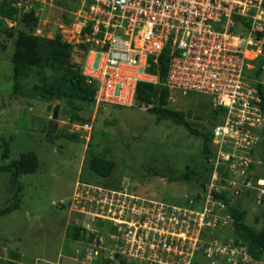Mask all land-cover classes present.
<instances>
[{
  "label": "rangeland",
  "instance_id": "rangeland-1",
  "mask_svg": "<svg viewBox=\"0 0 264 264\" xmlns=\"http://www.w3.org/2000/svg\"><path fill=\"white\" fill-rule=\"evenodd\" d=\"M74 1L46 0L50 4L43 6L40 0H30L32 9L38 13L32 28L19 19L22 13L19 9L12 18L15 23L11 28L1 18L0 165L17 158L22 151L34 150L39 167L33 173L19 176V208L9 212H2L11 203L9 173L0 169V262L233 264L225 254L206 253L209 243L245 248L244 243L231 236V217L227 214L221 217L218 213L209 216L212 219H207L200 229L194 221L176 224L171 238L165 237L171 243L164 248L159 243L158 251H147L141 257L120 253L122 238L128 230L120 212L125 195L183 207H189L192 202V207L201 209L205 203L202 189L212 139L210 155L205 159L200 136L149 112L147 106L136 101L128 106H116L94 99L91 102L64 98L59 99L53 117L56 99L48 95L46 88L62 75L63 69L58 65L43 62L33 66L20 77L13 91L11 54L19 30L37 34L42 43L59 33L70 44L69 62L78 67L83 52L76 42L71 21L63 26L59 24L62 13L75 7ZM40 7L44 9L40 11ZM38 24L43 33H36ZM44 50L41 46L43 55ZM209 100L199 94L183 96L170 88L167 107L181 110L192 127L208 133L213 123ZM73 112L78 119L73 118ZM9 136H12L9 157L2 161L1 138ZM259 147L256 157L259 161L253 169L264 175V142ZM93 155L113 160L107 176L90 169L88 162ZM258 193L249 190L241 192L239 197L229 193V204L239 202L246 212L244 221L255 228L264 227V196ZM12 254L17 255L12 257ZM234 260L236 264H250L244 263L240 256ZM255 264H264V250Z\"/></svg>",
  "mask_w": 264,
  "mask_h": 264
},
{
  "label": "built area",
  "instance_id": "built-area-1",
  "mask_svg": "<svg viewBox=\"0 0 264 264\" xmlns=\"http://www.w3.org/2000/svg\"><path fill=\"white\" fill-rule=\"evenodd\" d=\"M12 5L22 12L33 10L30 0H13ZM68 13L76 42L84 48L80 72L95 88V102L133 104L138 82L158 81L147 68L150 59L156 61L166 49L165 85L183 96L190 92L207 96L211 108L221 110L211 127L204 205L197 209L191 200L183 207L125 195L120 203L122 221L133 218L126 225L129 237L120 253L141 257L156 251L159 243L166 247L171 242L165 237L171 238L176 224L185 220L200 229L215 213L229 218L221 192H226L228 202L230 192L237 197L251 190L264 196V175L251 167L259 161L255 149L264 142L258 91V85L264 87V0H77ZM4 20L9 28L15 23ZM35 31L43 33L40 24ZM243 248L209 243L206 253L225 254L233 264L238 256L255 264Z\"/></svg>",
  "mask_w": 264,
  "mask_h": 264
},
{
  "label": "trees",
  "instance_id": "trees-1",
  "mask_svg": "<svg viewBox=\"0 0 264 264\" xmlns=\"http://www.w3.org/2000/svg\"><path fill=\"white\" fill-rule=\"evenodd\" d=\"M75 0L74 2H76ZM13 0H0V24L1 18L12 19L18 13V9L12 5ZM69 12V11H68ZM62 13L60 18L62 23L69 22V13ZM19 19L32 28L37 23V16L34 15V11L22 12L19 15ZM11 30V29H9ZM12 35V32H7ZM41 46L45 47V55L41 54ZM81 46V45H80ZM82 52L84 51L81 46ZM43 51V50H42ZM70 55V44L63 41L59 33H55L51 38L45 39L42 43L40 37L32 32H26L19 30L14 37L13 51L11 54L12 63V82L13 91L17 88L20 77L28 73L33 66L42 64L58 65L62 67V75L53 84L50 83L46 92L52 99H80L85 101H93L95 88L92 85H87L84 82L83 75L80 72L81 59L79 60L78 67H74L68 60ZM83 55V54H82ZM167 50L164 49L156 58V61L150 59L148 71L155 73L158 77L156 83L140 81L136 84L134 98L139 104L147 106L149 112L157 114L159 117L168 118L173 123L182 126L187 129L190 134L194 136H200L203 140L205 159L210 155V143H211V127L218 120V113L221 111L213 110L211 119L213 121L208 133L200 132L191 126L188 120L184 117L181 110L167 107L169 88L165 85L166 71H167ZM258 91L261 97V106L264 109V87L258 85ZM187 96L193 97V93H187ZM210 102V101H209ZM211 104V103H210ZM119 106V105H116ZM73 118L78 119V115L73 112ZM2 137V151L1 159L6 160L9 157L10 152V140ZM261 147V146H260ZM258 146L255 151V157L260 149ZM90 169L100 176H107L114 162L111 158L104 156L93 155L88 162ZM39 167V157L34 150H25L18 154L17 158L11 160L7 164L0 165V169L9 173V183L11 195V203L2 209V212H9L13 209L19 208L20 202V190L21 185L19 183V176L25 173H33ZM251 167H255V163H251ZM207 176L203 183L208 179L209 165L206 162ZM183 176H186L184 174ZM227 203V209L232 220L233 229L231 236L235 241H239L245 244V251L255 260H260L261 253L264 250V227L255 228L254 226L244 221L245 210L240 207V203L229 204V198L226 192H221ZM239 197V196H237ZM239 200V199H238ZM237 200V201H238ZM82 237V236H81ZM17 254H12L16 256ZM125 262L124 259L121 260ZM0 264H13V262L1 261Z\"/></svg>",
  "mask_w": 264,
  "mask_h": 264
},
{
  "label": "water",
  "instance_id": "water-1",
  "mask_svg": "<svg viewBox=\"0 0 264 264\" xmlns=\"http://www.w3.org/2000/svg\"><path fill=\"white\" fill-rule=\"evenodd\" d=\"M55 101H56V105H55V107H54V109H53V117L56 116V111H57V107H58L57 103L59 102V99H56ZM244 245H245V244H244ZM92 262L94 263L95 260H92Z\"/></svg>",
  "mask_w": 264,
  "mask_h": 264
},
{
  "label": "flooded vegetation",
  "instance_id": "flooded-vegetation-1",
  "mask_svg": "<svg viewBox=\"0 0 264 264\" xmlns=\"http://www.w3.org/2000/svg\"><path fill=\"white\" fill-rule=\"evenodd\" d=\"M126 223H130V224H132V222H130V221H126ZM129 236H128V233L127 232H125V235L123 236V240H126L127 238H128Z\"/></svg>",
  "mask_w": 264,
  "mask_h": 264
}]
</instances>
